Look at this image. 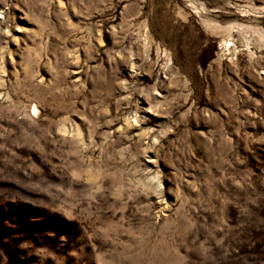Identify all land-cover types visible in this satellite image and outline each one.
<instances>
[{
    "label": "rangeland",
    "instance_id": "obj_1",
    "mask_svg": "<svg viewBox=\"0 0 264 264\" xmlns=\"http://www.w3.org/2000/svg\"><path fill=\"white\" fill-rule=\"evenodd\" d=\"M0 264H264V0H0Z\"/></svg>",
    "mask_w": 264,
    "mask_h": 264
}]
</instances>
